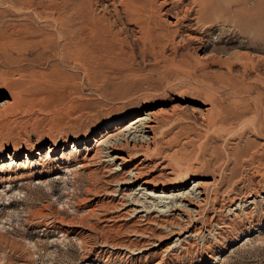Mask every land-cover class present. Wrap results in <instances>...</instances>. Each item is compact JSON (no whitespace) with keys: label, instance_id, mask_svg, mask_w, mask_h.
<instances>
[{"label":"rangeland","instance_id":"rangeland-1","mask_svg":"<svg viewBox=\"0 0 264 264\" xmlns=\"http://www.w3.org/2000/svg\"><path fill=\"white\" fill-rule=\"evenodd\" d=\"M47 1L35 0L23 10L21 0H0V32L34 44L28 50L0 49V97L16 98L14 105L0 109V153L17 149L26 154L33 146L73 144L111 120L144 108L164 109V134L157 141L158 150L151 153L153 160L168 162L176 174L189 170L197 180L213 182L206 192L228 194L236 202L216 213L219 203L211 201L201 214L195 242L183 232L182 240L189 244L184 242L162 264H264V15L260 21L246 16L248 0H233L231 27L216 29L209 42L185 47L175 59L162 53L137 57L130 41L111 40L108 32L114 62L108 63L100 53L101 59L89 65L96 69L89 68L90 76L85 77L79 67L68 64L64 69L60 56L53 57L58 52L53 18L60 15L78 30L96 18L108 30L107 18L97 13L98 0ZM37 14L48 22H37ZM85 34L90 37L89 31ZM71 41L68 34L64 45ZM209 43L226 49V67L202 65L196 59L212 51ZM201 104L214 107L206 122L199 119ZM42 164H47L46 157ZM81 166L0 178V264L160 262L164 253L133 260L139 244L128 224L105 227L101 218L90 216L89 190L109 189L110 179L103 171L92 179ZM250 170L261 177L251 178L246 173ZM253 191L258 195L251 200ZM214 214L221 216L218 221L211 219ZM81 219L97 226L91 234L92 248L67 231L69 222ZM223 222L225 227L219 228ZM116 243L125 250H110Z\"/></svg>","mask_w":264,"mask_h":264},{"label":"bare ground","instance_id":"bare-ground-1","mask_svg":"<svg viewBox=\"0 0 264 264\" xmlns=\"http://www.w3.org/2000/svg\"><path fill=\"white\" fill-rule=\"evenodd\" d=\"M21 1L25 6L24 10L35 0ZM248 4L250 7L244 3V14L260 21L264 15V0H248ZM96 5L97 13L107 18L105 21L108 30L96 18L85 21L86 26L79 30L68 26L67 21L60 15L53 18L58 49L53 57L60 56L64 69L68 64H73L74 68L79 67L85 77L89 75V68H94L89 66L90 62L96 61V58L101 59L100 53L104 54L103 57L108 63L114 62L115 58L111 56L112 45L106 39L108 32L111 34V40L130 41L137 57L149 59L162 53L165 58L175 59L185 47L209 42V36L216 29L223 31L231 27L234 1L222 0L220 3L218 0H98ZM84 11L85 9L82 12ZM218 14H222L221 17ZM34 17L37 22L49 20L38 14ZM66 31L72 38L67 47ZM86 31L90 33L89 38L85 34ZM210 45L212 51L198 55L196 59L203 62L202 65H207L204 64L206 62L210 66L226 67L229 58L226 49H218L216 43H209ZM33 46V43L8 38L0 32L1 50L12 47L28 50ZM64 47L67 48L66 53H62ZM47 62L54 64V61L49 59ZM7 98L8 100H4L0 97V109L16 103L15 97L7 95ZM201 106L204 111L199 115V119L206 122L214 107L209 104ZM164 115V109L144 108L135 114L109 121L83 140H75L73 144L65 142L63 146H33L25 152L26 154L17 149L12 153L1 152L0 178L38 175L45 169L56 172L62 166L72 165H82L81 168L87 169L92 179L97 178L99 172L103 171L105 178L110 179L107 183L110 188L99 191L94 187L89 190L90 216L101 218L106 224L105 227L116 225L121 229L123 225L128 224L133 241L139 244L134 249L133 260L147 259L164 253L158 262L162 264L165 260H170V254L178 250L184 242L189 244L182 240L185 233L189 234L187 240L191 241L193 238L195 242L201 232L198 228L201 214L211 201L215 205L219 203L216 213H220L224 205L230 206L236 202L235 198L228 194L218 197L206 192L213 186V182L197 180L189 170L176 174L168 162L153 160L151 153L158 150L157 141L164 134L160 131ZM210 119L211 123L213 120ZM45 157L47 164L43 165ZM106 164L110 167L103 166ZM246 173L253 179L261 177L255 170ZM242 179L237 181L238 184ZM252 193L251 200L257 192ZM103 198H107L111 203L107 202L105 205ZM220 217L219 214H214L211 219L218 221ZM224 224L223 222L219 228H224ZM67 227V231L80 236L86 247L90 245L89 248H92L91 234L92 230H97V226L91 227L86 224L85 219H81L69 222ZM176 236L173 242L170 241L171 244L163 247L165 241ZM103 247L106 245L101 248ZM110 247V250H125L118 244H110Z\"/></svg>","mask_w":264,"mask_h":264}]
</instances>
